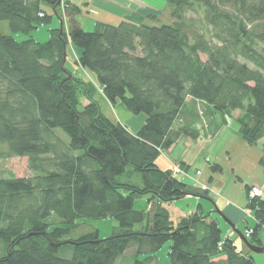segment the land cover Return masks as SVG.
<instances>
[{"label": "trees", "instance_id": "trees-1", "mask_svg": "<svg viewBox=\"0 0 264 264\" xmlns=\"http://www.w3.org/2000/svg\"><path fill=\"white\" fill-rule=\"evenodd\" d=\"M164 1L171 24L149 15L87 31L78 20L87 2L0 0L13 33L50 23L49 9L69 21L44 42L0 29V160L28 157L35 172L0 177V264H115L132 249L134 264H155L168 241L170 264H257L224 235L215 210L178 205L209 197L158 158L185 136L213 133L214 114L236 112L240 136L264 153V0ZM69 43L93 80L68 67ZM101 95L145 114L144 125L134 134L111 120ZM251 187L255 223L240 231L264 246V199H250ZM141 196L147 205L136 209ZM106 218L118 224L111 237H71L79 220Z\"/></svg>", "mask_w": 264, "mask_h": 264}, {"label": "rangeland", "instance_id": "rangeland-1", "mask_svg": "<svg viewBox=\"0 0 264 264\" xmlns=\"http://www.w3.org/2000/svg\"><path fill=\"white\" fill-rule=\"evenodd\" d=\"M147 2V7H145L142 13L134 12L130 17L140 18L149 15L158 16V23L171 24L173 22L171 17V6H168L164 0H143ZM49 13L53 14V19L50 23L40 26L39 28L33 30L30 34L23 32H11L9 25L6 21L0 22V29L3 33L13 35L18 41H23L29 39L30 37L34 38L36 41L44 42L49 39L50 32L49 29L52 27H57L59 19L49 9ZM91 15L83 13L79 16V19L83 22V26L87 31H91L94 27L92 25L93 19H101L103 14L100 11L91 10ZM98 16V17H97ZM120 21V20H119ZM205 58V56H203ZM69 67V66H68ZM75 70L77 74L86 77L89 79L92 78V75L83 69ZM83 69V70H82ZM90 76V77H88ZM93 80V79H92ZM99 101L101 102V108L105 115H107L111 120L117 122L115 114L117 109L109 105L101 96H98ZM83 103L86 101L83 99ZM129 112L127 109H125ZM130 113V112H129ZM135 118L139 116H146L145 114L134 115L130 113ZM239 112L234 113L231 117H227V124H222L221 116L219 113L214 114L213 118V133L211 137L203 136L193 143L192 146L186 148L185 141L186 136L181 138L178 143L173 147L172 151H164L161 156L158 158V164L166 169L171 165V160L174 163L175 173L177 171L176 167L179 168L177 172H183L182 163L179 162V159L183 158L184 160H189L191 165V172L194 174L196 170L201 171V175L198 177L201 181H206L208 184H212L217 187V197L211 200L210 198H182L179 199L178 205L183 209H189V207H194L198 203L203 205L205 212L215 210L218 205L221 203L225 204H237L238 202L243 203L244 206L248 201L246 185H251L254 183H259L262 185L264 183V164H261V158L264 157L261 146L259 145H249L238 133V123L236 116ZM226 118V119H227ZM120 122V121H118ZM220 123V124H219ZM206 123H200L199 127L203 130L202 125ZM207 125V124H206ZM206 130V128H205ZM205 130L203 132H205ZM260 144V143H259ZM184 153L186 154L185 156ZM214 164L221 166V170H213L212 167ZM35 174L31 171L29 167L28 157H11L7 159L0 160V177H9L13 175L15 177H28ZM176 174V173H175ZM210 176L214 177L213 181H210ZM188 183H190L188 181ZM213 193V192H212ZM210 193V194H212ZM147 196H141L135 201V208H145L147 205ZM239 200V201H238ZM220 207V206H219ZM250 212V211H249ZM217 214V213H216ZM250 214H252L250 212ZM250 214L248 216H250ZM175 217V216H174ZM79 227L75 228L71 232V237L74 239L84 236V234L94 231H98V234L101 239H106L112 236L116 232L118 227L117 222L114 218H106L101 220H79L77 222ZM221 227L225 230L227 224L224 219L220 217ZM236 246L238 249L249 251L244 242L240 239L239 236L234 237ZM170 241L166 242L163 247L155 253L156 262L155 264H170L169 251H170ZM133 249L127 251L121 259H119L115 264H134V258L131 257ZM256 260L259 263L264 264V253H254ZM144 256L141 255L140 259Z\"/></svg>", "mask_w": 264, "mask_h": 264}, {"label": "crops", "instance_id": "crops-1", "mask_svg": "<svg viewBox=\"0 0 264 264\" xmlns=\"http://www.w3.org/2000/svg\"><path fill=\"white\" fill-rule=\"evenodd\" d=\"M72 1H74V3H77L79 5H84V3L87 2L89 5H88V7H84V10H85V13H87L88 15L93 14V13H91V10L100 11L103 13L101 15L100 20L91 18V20L93 22H92V25H90V27H94V28H95L96 22L116 24V23H118V21L120 19L130 18L131 14L134 12L142 13L144 11L143 9L148 6L147 2H145L143 0H72ZM78 20L80 21V24L83 26V22L79 19V17H78ZM58 23L59 24L57 27L61 26V24L63 23L67 28H69V21L67 18H64L63 22H61L59 19ZM57 27H52V28H57ZM83 28L85 29L84 26H83ZM79 55H81L80 49L75 47L72 43H69L67 45V61H68V66L71 69H75V70L81 69V68H79L80 66H78L76 64L78 58L80 57ZM88 77H90V76H88ZM89 79L92 80L93 78L90 77ZM102 98L105 100V102H107L109 105H111L114 109L115 108L117 109V113L115 114L116 120L120 121L125 126H127L126 128H128L132 133L136 134L140 130V128L144 125V123L146 121V116L142 115V116L135 118V116H132L129 112H127L125 110L126 108L122 104L118 103L116 105H113L106 98H104V97H102ZM221 120H222L221 121L222 124H227L228 120H230V119H228V118L225 119V118L221 117ZM209 129H210V126L208 127V125H206V130L208 131ZM238 130H239V126L237 128V131ZM211 136H213L212 133L208 134L206 137L209 138ZM197 141H199V140H197ZM195 142L196 141H193L192 139L187 138L185 141L186 148L188 146H192L193 143H195ZM173 147L168 151H172ZM185 155L186 154L184 153L183 156H185ZM170 160H171V165H169L166 169L174 170V163H173L172 159H170ZM179 162L182 163L181 168H183V172H177L176 171L175 173H176V175H178V178L181 181L186 183L190 187V189L197 190V191L202 192V193H206L207 196L211 200H213V198L217 197L216 194L214 193V192L217 193V191H216L217 187L212 185L213 183L208 184L206 181H201L198 178L201 175L200 170H196L193 174L191 172L192 169H191V165H190L189 160H184L183 158H181V159H179ZM213 179H214V177L210 176V181H213ZM188 181L190 183H188ZM253 185L259 186L262 189V191H263L262 198L264 199V183L262 185H260L259 183L256 182L254 184L246 185V186H253ZM246 192H247V190H246ZM210 193H212V194H210ZM190 197H196L198 199L202 198V197L195 196V195H187L185 198H190ZM247 197H248V194H247ZM214 202H216V201H214ZM247 203H248V201L246 202L245 206L243 203H240V202H238L237 204H233L231 202H230V204L221 203V205L219 204L216 209H219L221 212H223L228 217V219H231V221L233 223H235L237 229L244 230V227L246 226V221L248 222L249 226H252L255 223V218H254L253 214H250L249 209L247 208ZM198 204H201V203H198ZM249 214H250V216H248ZM218 222H219V225L221 227L220 220H218ZM221 229L224 232L223 227H221ZM225 233H226L225 235L232 238V240H234V237L237 235L234 232V230L228 224H227V228L225 230ZM262 240L264 243V233L262 236ZM234 242H235V240H234ZM235 245H236V243H235ZM238 250L242 251L243 253H247L246 250H241V249H238ZM253 257H254L255 261L257 262V264H263V263H259L258 260H256L257 258H255L254 254H253Z\"/></svg>", "mask_w": 264, "mask_h": 264}, {"label": "water", "instance_id": "water-1", "mask_svg": "<svg viewBox=\"0 0 264 264\" xmlns=\"http://www.w3.org/2000/svg\"><path fill=\"white\" fill-rule=\"evenodd\" d=\"M215 212L217 214H219L222 219L225 220V222L234 230V232L240 237V239L246 244V246L249 248V250H251L254 253H264V246H258V245H253L249 239L247 238V236L245 234H243L239 229H237L235 223H233L231 221V219H228V217L221 212L219 209L215 208ZM70 243H72L73 245L75 244V242L73 243L72 241H69ZM57 246V245H56Z\"/></svg>", "mask_w": 264, "mask_h": 264}, {"label": "built area", "instance_id": "built-area-1", "mask_svg": "<svg viewBox=\"0 0 264 264\" xmlns=\"http://www.w3.org/2000/svg\"><path fill=\"white\" fill-rule=\"evenodd\" d=\"M176 169H177V171L179 170V168H177V167H176ZM262 195H263V191L259 186H252L249 190V198L250 199H254V198L260 197ZM251 232H252L251 230H248L245 235L248 237ZM222 244H223V241L219 244L220 248H222Z\"/></svg>", "mask_w": 264, "mask_h": 264}]
</instances>
